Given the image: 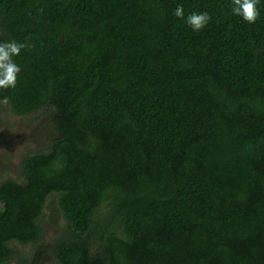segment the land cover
<instances>
[{"label": "trees", "instance_id": "16d2710c", "mask_svg": "<svg viewBox=\"0 0 264 264\" xmlns=\"http://www.w3.org/2000/svg\"><path fill=\"white\" fill-rule=\"evenodd\" d=\"M231 6L0 0L25 45L2 122L35 142L0 173V264L49 228L48 264H264V0Z\"/></svg>", "mask_w": 264, "mask_h": 264}, {"label": "clouds", "instance_id": "9594fccd", "mask_svg": "<svg viewBox=\"0 0 264 264\" xmlns=\"http://www.w3.org/2000/svg\"><path fill=\"white\" fill-rule=\"evenodd\" d=\"M258 2L259 0H231L232 14L241 17L249 24L254 23L259 16ZM173 15L196 33L203 31L212 19L206 11L190 12L185 16L183 5L180 4L175 7ZM24 47V44L14 39L0 42V89L16 87L21 67L15 62L14 57L19 56ZM3 104H7V97L3 99Z\"/></svg>", "mask_w": 264, "mask_h": 264}, {"label": "rangeland", "instance_id": "374dc122", "mask_svg": "<svg viewBox=\"0 0 264 264\" xmlns=\"http://www.w3.org/2000/svg\"><path fill=\"white\" fill-rule=\"evenodd\" d=\"M2 121L7 120L0 113V173L3 168H8L13 174V167L20 162L24 152L35 147V142L29 136L31 127L20 124L9 126ZM58 232L56 228H49L43 241L26 254L27 263H31L35 257L33 264H48L47 247Z\"/></svg>", "mask_w": 264, "mask_h": 264}]
</instances>
